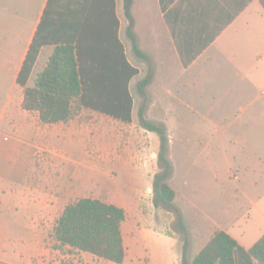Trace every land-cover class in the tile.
<instances>
[{"label":"crops","instance_id":"crops-1","mask_svg":"<svg viewBox=\"0 0 264 264\" xmlns=\"http://www.w3.org/2000/svg\"><path fill=\"white\" fill-rule=\"evenodd\" d=\"M47 2L0 0V264H116L59 246L54 238L53 229L65 207L82 198L124 210L121 264H181L182 242L172 230L174 215L152 201L153 179L159 171L156 153L113 152L99 157L95 152L99 140L91 138L92 153L83 160L59 155L56 144H81L82 126L71 122L74 108L98 119L93 130L104 121L140 126L138 111L143 104L146 119L156 123L161 122L148 115L172 113L170 107L176 103L193 113L235 115L236 125L224 127L237 131L240 139L233 153L224 154L223 160L216 153L189 160L191 170L198 167L203 172L208 167L200 163L207 158L217 168L218 161L225 162V182L211 206L196 210L188 222L179 202L181 187L171 185V176L167 182L175 193L174 205L192 230L194 246L200 244L190 259L216 231L250 249L264 235V0H131V32L147 61L136 57L127 36L130 21L124 1L114 0L118 38L127 62L137 70L128 83L131 122L74 106L67 122L51 125L42 124L37 112L22 108L25 87L17 82ZM54 47H41L26 87L34 86ZM148 76L140 95L137 84ZM154 140L157 151L159 139ZM107 141V148L121 145L118 139ZM82 166L88 181L82 178ZM213 172L208 169L216 183L218 175ZM120 174L123 186L118 184L119 191L110 188ZM104 177L111 182L109 188L99 186Z\"/></svg>","mask_w":264,"mask_h":264},{"label":"trees","instance_id":"trees-1","mask_svg":"<svg viewBox=\"0 0 264 264\" xmlns=\"http://www.w3.org/2000/svg\"><path fill=\"white\" fill-rule=\"evenodd\" d=\"M124 1L130 21L127 36L137 58L147 61L131 32V0ZM164 5V3L161 1ZM119 22L114 0H48L17 82L24 88L22 108L37 112L42 124L67 122L73 107L85 108L105 116L131 122L130 79L137 70L127 62L118 38ZM54 45L47 65L37 75L32 88L26 82L42 46ZM149 76L137 84L143 88ZM144 104L139 108L141 127L159 138L158 173L152 184L153 205L174 215L172 230L182 235L181 264H264V235L250 249L241 247L224 231H216L204 247L188 259L189 229L181 211L174 205L175 193L168 185L172 166L167 157L168 133L164 124L147 120ZM123 209L92 198L68 204L53 229L59 246L121 264L125 250L120 225Z\"/></svg>","mask_w":264,"mask_h":264},{"label":"rangeland","instance_id":"rangeland-1","mask_svg":"<svg viewBox=\"0 0 264 264\" xmlns=\"http://www.w3.org/2000/svg\"><path fill=\"white\" fill-rule=\"evenodd\" d=\"M170 101V99H167V102ZM166 104L172 105V103ZM170 111H172V113L167 112L166 110L163 113L152 112L148 116L155 120H159L161 124H164L165 128L167 127L166 131L170 135V137H168L167 157L174 165V169L172 168L171 177L173 178L171 185L173 187H181L183 199L179 202H181L180 204L184 208V212H186L185 216L187 221L190 222V218L193 217V214H196V210L202 209L203 206L208 205V203L210 206L212 205L217 190L221 188L220 184L225 182V174L227 173V170L223 167L225 163L224 161H218L219 163H217V165L219 167L217 168L215 167L214 162H208V158L206 159V162H203V160L200 164L204 165V167L207 166L210 171H215L218 175L216 179L217 181L214 183V180L211 178V174L208 173V169L204 172L198 167L192 168L191 170L190 167L193 162L189 160L195 156L196 158L204 156V154L205 156H208V153H216L217 157H222L223 160L224 154L230 155L238 148V140L240 139H238L237 131L232 130L231 128L224 129V127H227L232 122L234 126L236 125L234 119L235 115L208 114V112L193 113V111L186 109L177 103L170 107ZM135 117H137V113H135ZM71 122H77L82 126L80 130L81 144H67L64 142L58 143L56 144V152L59 155H62L63 153L68 156V158L76 155L83 160L87 157V155L92 153L90 152L91 143L89 142V139L91 138L99 140V145L95 147V152L99 157H103V155L113 152H140L150 155L156 153V156L158 154L159 147L157 151L154 148V137L159 139L158 136L155 133L148 135L142 130L143 128L141 125L136 127H132L127 124L114 126L104 121V123L99 125L100 127H97V129L99 128L98 130H93V124L94 122L97 123L98 119H95L94 115L88 113L82 115L80 114V110H77L76 108H74ZM107 124H109L108 128H106ZM215 125H217L218 128H216ZM66 126L67 124L63 125V129ZM109 137H111V139H109ZM131 137L132 139H129ZM116 139L121 140V145L118 144V147L116 148H107V140ZM104 140L106 145L103 143ZM209 144L213 146L208 147ZM47 153L49 154L50 152H45V154ZM229 164L233 166L236 165L234 161H230ZM85 167L82 166L80 171L84 181H88L90 178L87 177ZM215 172H213V174ZM123 176V174L118 175V183L113 184L112 186L110 185L111 182L108 178H100L99 186H103L105 188H109L111 186L110 188H114L119 191V185L123 186ZM184 182H187L185 186L183 185ZM193 185H195V187H193ZM82 194L86 196L89 194L88 190L86 189L82 192ZM199 215L201 217V225H203L205 222L204 215L202 212ZM178 235L182 242V235L179 233ZM188 240L191 242V248L188 251V259H190L193 252L197 250L200 244H198L197 247H195L196 245L194 246L195 238L192 234V230L189 232Z\"/></svg>","mask_w":264,"mask_h":264},{"label":"built area","instance_id":"built-area-1","mask_svg":"<svg viewBox=\"0 0 264 264\" xmlns=\"http://www.w3.org/2000/svg\"><path fill=\"white\" fill-rule=\"evenodd\" d=\"M63 264H66V263H63Z\"/></svg>","mask_w":264,"mask_h":264}]
</instances>
